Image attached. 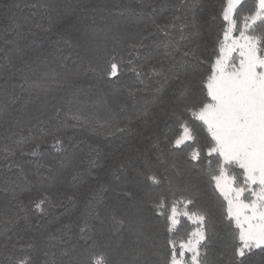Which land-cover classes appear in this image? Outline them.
<instances>
[{
	"label": "snow or ice",
	"instance_id": "obj_1",
	"mask_svg": "<svg viewBox=\"0 0 264 264\" xmlns=\"http://www.w3.org/2000/svg\"><path fill=\"white\" fill-rule=\"evenodd\" d=\"M15 7L19 9L20 5ZM24 7L40 10V20L30 22L38 32L28 20L23 26L18 23L13 13L12 26L0 37L4 45L0 48V67L7 68V76L0 78L7 83L19 76L22 81L10 89L0 88L4 96L0 113L16 122L5 128L6 139L16 147L0 148V161L7 164V171L13 173L15 169V179L5 176L2 181L3 190L10 194L7 205L18 209L14 216H6L5 223L21 218L27 221L30 215L46 214L67 201L77 206L67 213L66 222L50 225L45 234L29 243L28 254L15 255L5 245L0 250V264H36L30 253L40 245H44V258L39 264H225V254L215 252L223 239L221 232L230 240L226 264H264V0H224L218 9L208 13L215 26L214 35L209 33L211 47L191 44L186 50L175 51H170V45L177 42L170 31L175 24L152 21L151 26L165 39L149 45L146 41L151 33L141 34L138 39L121 36L116 31L118 24L105 22L96 27L95 18L89 25L57 27L54 20L61 17L55 5L41 2ZM141 7L155 6L141 0ZM194 8L195 0L183 5L180 40L186 38L187 31L199 32L202 27ZM171 19L178 17L173 15ZM22 27H27V31L21 33ZM39 33L47 36L54 52L41 48L30 62L24 49L10 48L13 34L28 39ZM161 48L163 54L153 60L152 49ZM128 74L135 76L139 87L122 85ZM100 85L124 87L138 113L147 112L149 101L143 100V106L138 108L141 101L136 100L137 96L150 90L152 99L159 100L161 93L167 91L160 116L164 117L165 129L172 121L177 131L166 137L165 143L180 155L170 163L165 159L155 139L160 131L157 128L147 137L152 141L150 146L136 147L135 155L107 152V165L101 161L103 148L99 141H79L87 145L88 151L77 156L73 151L75 144L65 145V139H75L67 135L70 129L87 127L91 134L105 140L133 132L130 116L118 118L113 112L101 120L95 113H85L81 106L103 95ZM104 103L107 104L106 97ZM16 105L23 112L33 106L40 113L35 123H18L20 116H12ZM118 108L126 112L128 105L118 103ZM97 128L105 131L97 133ZM46 136L51 139L46 140ZM29 143L33 146L25 150ZM44 143L50 145L52 159L60 156L78 163L66 173L64 166L56 167L47 159L40 161L39 149ZM151 149L157 150L156 163L149 156ZM17 152L37 158L30 162L34 171L30 173L10 160ZM135 160L141 161L132 168L138 190L151 192L167 185L148 201L150 218L142 214L140 205L144 201L127 184L117 190L111 179L105 181L93 171L99 166L104 174L119 179L117 173ZM161 164L167 167L162 168ZM182 166L190 174L195 170L206 177L205 183L213 192L211 200H202L196 180L174 186L169 173H180ZM30 175L36 177L35 184ZM22 182L33 185L37 193L28 198L27 204L16 191ZM74 184L86 185L80 194L84 198L82 206L77 204L76 194L60 190ZM106 190L118 191L125 199L106 204ZM133 201L137 202L135 206ZM118 208L131 211L118 214ZM74 216L78 222L73 221ZM93 221L99 222L100 227L96 228ZM73 227L77 232L75 242L71 238ZM10 231V227H5L4 234L7 236ZM125 231L134 238L131 244L123 243ZM153 236L161 243L155 242ZM114 237H118L115 243ZM79 241L85 244L82 246ZM109 251H119L122 258L111 261Z\"/></svg>",
	"mask_w": 264,
	"mask_h": 264
},
{
	"label": "trees",
	"instance_id": "obj_2",
	"mask_svg": "<svg viewBox=\"0 0 264 264\" xmlns=\"http://www.w3.org/2000/svg\"><path fill=\"white\" fill-rule=\"evenodd\" d=\"M46 2L56 6L57 11L60 13V19L54 20V24L57 27H68L69 25L83 26L89 25L91 20L95 18L98 22L96 27L104 26L105 22L107 25H119L118 34L121 36H126L129 38H139V35L149 36L148 43L151 45L153 42H159L162 39H165L163 33L159 32L153 28L152 21H155L159 25H172L175 24L174 29L170 28V31L173 32V35L176 39V43L170 45V51H175L176 48L181 50H186L187 45L198 44L204 45L207 44L208 47H211V37L209 33L213 35L215 33V26L213 22L209 19L208 13L213 12L218 9L224 0H195L194 14L201 22L202 27L199 32L187 31L185 33V39H179V25L183 23L185 13L183 11V5L191 4L192 0H142L144 4L154 5V9H149L146 7H141V0H0V37H2L7 29L12 26V14L15 13L16 21L22 26L25 25V21H29V26L31 25L32 20L39 21L40 10L25 8V4L30 3H41ZM16 4L20 5V8L15 7ZM5 6H9L11 11H8ZM96 9V11H93ZM36 13L33 16V13ZM123 13V15H121ZM178 17V19L172 20V16ZM103 18V21H102ZM147 25V27H146ZM47 26V22H45ZM33 30L37 31L34 26ZM21 33L27 31V27H22L19 30ZM10 39L14 40V44L10 46L11 49H14L16 46L24 49L27 53V59L32 62L35 60V54L40 51L41 48H48L49 52H54V49L50 46L47 36L44 33H39L35 37H29L28 39L19 38L16 34H13ZM4 45L0 41V48H3ZM204 50L203 48L201 49ZM67 55V52L64 53ZM163 54V49H152V59L155 60L158 55ZM179 55V53H177ZM2 56V53H0ZM51 59V57H50ZM2 60H0V65H2ZM141 63H143L141 61ZM7 76V68L0 67V77ZM22 81L20 77L17 76L5 82L3 78H0V88H11V85H19ZM85 84L88 81L84 82ZM122 85L136 86L139 85L136 82L135 76L132 74L126 75L122 80ZM103 89L102 96H96L93 100H90L85 105L81 106L85 113H95L99 116L101 120L108 119L110 114L115 112L118 115V118L125 116H130L132 118L131 126L133 128L132 133H127L125 136L120 138H109L107 140L101 139L99 135L91 134V130L87 127L79 129H70L67 135H73L74 140L68 141L65 139V145L71 147L72 144L76 145V148L73 150L77 156L84 155L87 151V145L84 143H79L81 140H87L91 143L97 141L100 142L103 152L101 153V161L106 165L110 163L109 161H104V156L110 150H114L117 156H120L122 153H132L135 155L134 149L136 147H145L150 146L152 141L148 140L147 137L157 128L160 129L158 136L155 138L156 142L160 145V149L163 151L165 159L170 163L174 158L178 157L180 154L174 150L170 149L165 143L166 137L174 135L177 131L174 122L169 121L170 127L168 129L164 128L163 119L164 117L160 116L161 110L164 107L163 101L167 98V91L161 93V98L159 100L152 99V92L149 90L142 93L140 96L136 97V100L141 101L137 107L143 106V100H148L146 113H138L136 109L132 108L133 99L128 96L127 92L124 90V87H107L105 85H100ZM57 95H62V93H57ZM105 97L107 98V104L104 103ZM4 96L0 93V102H3ZM118 103H124L128 105V110L126 112H120L118 108ZM31 113V114H29ZM40 113L36 109L29 105L28 111L23 112L19 105L13 106L12 116H20L18 123L21 125H30V123H35L36 117ZM5 121H8V124H5ZM123 122V121H122ZM16 122L12 121L9 116H6L3 113H0V148L5 145L9 147H16L13 144V141L6 139L8 135L5 131V128L14 125ZM49 131L51 128L49 127ZM97 133L105 131V129L97 128ZM142 133V134H141ZM46 140H50V136L44 137ZM124 140V143L121 141ZM112 145H119L118 148L113 149ZM33 145L31 143L25 145V150H29ZM156 149H151L149 156L153 163H156ZM51 147L49 144L44 143L40 145L39 149V160L44 161L45 159L49 160L50 163L56 167L64 166L65 172L71 170V167L78 163L77 160H71L70 158H62L56 156V159H52L50 156ZM37 158L30 155H20L19 152L13 157H10V160L13 163L21 164L28 170L30 173L34 171L32 164L30 162L35 161ZM140 160L129 161L126 167L117 173L119 179L111 178L110 176L104 174V169H101L99 166L93 169V171L100 173L101 178L105 181L111 179L113 188L117 190L127 184V186L138 196L141 200L144 201L140 207L142 208V214L146 217H151V212L149 211L148 201L152 198H155L159 191L165 190L167 185L161 187V189H156L151 192H141L135 187L136 178L134 177L132 168L135 165H139ZM99 164V162H98ZM161 167H167L166 164H161ZM43 171V170H42ZM15 169H13V173ZM7 171V164L3 161H0V250H3L5 245L14 252L15 255L23 256L29 253L27 245L31 243L34 239L39 238L42 234H45L46 229L50 225H55L58 221H67V213L72 210L73 207L77 206L73 204L72 201H67L63 206L52 209L46 214H37L35 216L29 217L27 221L23 218L16 220L15 223L6 224V216H14L18 211L15 207L7 205V201L10 199V194L6 193L3 190V177L8 176L11 179H15V175ZM170 178L175 185H183L189 181L196 180L197 190L204 201L211 200L213 198V192L209 189L205 183L206 177L199 176L195 170L190 174L186 167L181 168V172L177 173L172 171L169 173ZM30 179L33 180L35 184L36 177L30 175ZM59 179V178H58ZM60 187V185H57ZM85 184H74V185H64L60 187L61 191H65L69 194L77 195V204L82 206L84 204V198L80 195L85 191ZM55 191V189H53ZM17 194L20 199H23L25 204L28 202L30 196L36 195L35 188L33 185L21 183L17 189ZM104 203L106 204H115L117 201L124 200L125 198L118 194V191L106 190L103 192ZM136 201H133V206L136 205ZM6 207L9 209L6 212ZM100 207H103L101 205ZM131 211V208L124 209L118 208L117 213L121 214L124 211ZM21 217L23 213L20 214ZM74 222H78L77 217L72 218ZM93 225L96 228L100 227L99 222L93 221ZM5 227H10L11 231L7 233V236L4 234ZM150 235H152L150 233ZM221 237L223 239L218 242L216 245L215 252L217 255L224 253V260L226 264L228 244L230 240L226 238V234L221 232ZM76 228H72L71 238L73 242L76 241ZM10 237V239L8 238ZM123 243L131 244L133 237H131L127 231L123 233ZM118 237H114L113 241ZM152 239L161 243V241L153 236ZM80 245H84V241H79ZM15 246V247H13ZM44 245H40L39 248L34 252L30 253L33 255V259L36 261V264L44 258L41 249ZM121 254L119 251H109V259L113 262L120 260Z\"/></svg>",
	"mask_w": 264,
	"mask_h": 264
}]
</instances>
